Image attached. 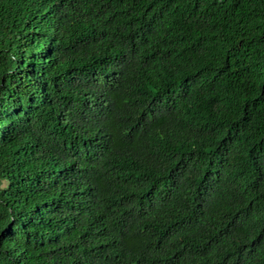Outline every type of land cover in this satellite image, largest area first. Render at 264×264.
Segmentation results:
<instances>
[{
    "label": "trees",
    "instance_id": "trees-1",
    "mask_svg": "<svg viewBox=\"0 0 264 264\" xmlns=\"http://www.w3.org/2000/svg\"><path fill=\"white\" fill-rule=\"evenodd\" d=\"M0 264H264V0H0Z\"/></svg>",
    "mask_w": 264,
    "mask_h": 264
}]
</instances>
